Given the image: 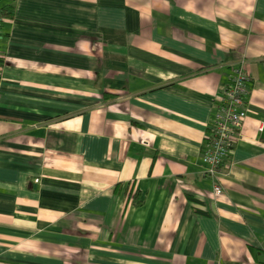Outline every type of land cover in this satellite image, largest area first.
Listing matches in <instances>:
<instances>
[{"label":"crops","instance_id":"obj_1","mask_svg":"<svg viewBox=\"0 0 264 264\" xmlns=\"http://www.w3.org/2000/svg\"><path fill=\"white\" fill-rule=\"evenodd\" d=\"M1 12L0 264H264V0ZM240 67L248 113L213 179L202 154Z\"/></svg>","mask_w":264,"mask_h":264},{"label":"built area","instance_id":"obj_2","mask_svg":"<svg viewBox=\"0 0 264 264\" xmlns=\"http://www.w3.org/2000/svg\"><path fill=\"white\" fill-rule=\"evenodd\" d=\"M3 20L4 16L0 13V37ZM1 58L0 48V60ZM249 82L250 76L243 68H234L230 83L219 97L202 154L207 177L216 179L235 147L248 113L246 96L249 91ZM222 193V187L215 185L214 194L221 196Z\"/></svg>","mask_w":264,"mask_h":264},{"label":"trees","instance_id":"obj_3","mask_svg":"<svg viewBox=\"0 0 264 264\" xmlns=\"http://www.w3.org/2000/svg\"><path fill=\"white\" fill-rule=\"evenodd\" d=\"M1 14H2V12H1ZM137 195H138V192L135 191L134 187H133V189L131 188V190L128 191V197H129L130 199H132V201H134V202H136V196H137ZM138 204H139V203H138Z\"/></svg>","mask_w":264,"mask_h":264}]
</instances>
